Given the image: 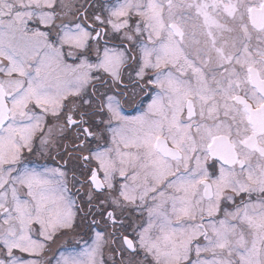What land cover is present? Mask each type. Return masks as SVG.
Listing matches in <instances>:
<instances>
[{
  "label": "snow or ice",
  "instance_id": "1",
  "mask_svg": "<svg viewBox=\"0 0 264 264\" xmlns=\"http://www.w3.org/2000/svg\"><path fill=\"white\" fill-rule=\"evenodd\" d=\"M0 264H264V0H0Z\"/></svg>",
  "mask_w": 264,
  "mask_h": 264
}]
</instances>
